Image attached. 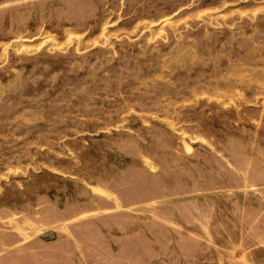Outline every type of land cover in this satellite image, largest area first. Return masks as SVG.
I'll return each mask as SVG.
<instances>
[{"label":"rangeland","instance_id":"rangeland-1","mask_svg":"<svg viewBox=\"0 0 264 264\" xmlns=\"http://www.w3.org/2000/svg\"><path fill=\"white\" fill-rule=\"evenodd\" d=\"M0 264H264V0H0Z\"/></svg>","mask_w":264,"mask_h":264}]
</instances>
